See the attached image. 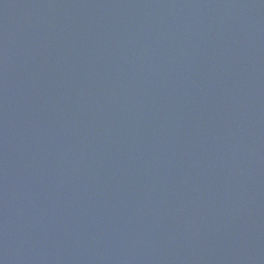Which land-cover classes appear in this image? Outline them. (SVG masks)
<instances>
[{"label": "water", "instance_id": "1", "mask_svg": "<svg viewBox=\"0 0 264 264\" xmlns=\"http://www.w3.org/2000/svg\"><path fill=\"white\" fill-rule=\"evenodd\" d=\"M0 264H264V0H0Z\"/></svg>", "mask_w": 264, "mask_h": 264}]
</instances>
